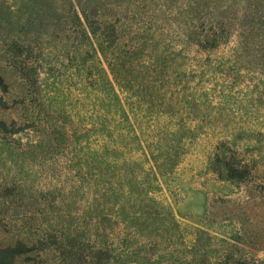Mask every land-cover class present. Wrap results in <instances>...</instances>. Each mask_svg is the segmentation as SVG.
<instances>
[{"label": "trees", "instance_id": "obj_1", "mask_svg": "<svg viewBox=\"0 0 264 264\" xmlns=\"http://www.w3.org/2000/svg\"><path fill=\"white\" fill-rule=\"evenodd\" d=\"M27 1H0L4 60L24 70L41 57ZM48 18L51 97L62 99L54 110L76 116L82 132L70 124L67 142L50 127L38 140L41 152L71 148L39 198L53 217L67 198L79 224L53 218L44 228L25 213L21 227L36 235L0 245V264H203L175 254L178 224L150 203L149 175L172 171L191 130L227 127L231 116L264 123V0H49ZM222 163L226 179L248 176Z\"/></svg>", "mask_w": 264, "mask_h": 264}, {"label": "rangeland", "instance_id": "obj_2", "mask_svg": "<svg viewBox=\"0 0 264 264\" xmlns=\"http://www.w3.org/2000/svg\"><path fill=\"white\" fill-rule=\"evenodd\" d=\"M33 1L27 3L30 4L32 22L40 28L36 38L41 57L32 61L31 68L27 69L30 71L21 69L19 63L4 60L1 37L3 17L8 11L0 2V245L13 244L18 237L29 239L36 235L21 227L19 219L25 213L33 225L44 228L53 218L79 224L78 218L74 219V213L69 211L67 198L57 204L60 217H53L50 206L45 204L44 198H39L52 179L51 167L59 168L65 161L63 156L69 155L71 148L64 155L41 152L38 151V140L47 137L46 130L50 127H57L61 135L66 134L67 142L74 138L70 137V124L79 130L78 133L82 129L78 127L76 116L67 119L63 113H55L54 109L59 110L62 99L51 97L47 66L50 56L49 0H37V4ZM19 14L22 13L19 11ZM12 16L16 17V14ZM17 28L15 25L13 32ZM259 81L264 86V74L259 76ZM262 125L264 123L255 121L252 116H231L227 127L191 130V136H196L191 145L182 148L172 171L157 176L156 181L152 179V173L149 175L153 191L150 203L155 211L169 219L172 216L178 224L173 238L175 254L185 253L184 259L195 263L234 264L239 260L247 264H264ZM254 128L259 133L252 132ZM76 141L78 150L81 142L78 136ZM219 141H223V145L216 151L214 144ZM227 160L245 168L246 179H226L222 161ZM75 161L66 162L63 170L74 167ZM150 229L147 227L142 233H148ZM30 255L33 257L36 252L32 251ZM55 256L46 250L41 258L51 263ZM21 259L18 264H28Z\"/></svg>", "mask_w": 264, "mask_h": 264}]
</instances>
